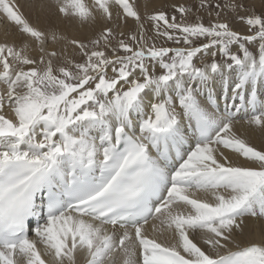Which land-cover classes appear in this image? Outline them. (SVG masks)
I'll list each match as a JSON object with an SVG mask.
<instances>
[{
  "label": "snow or ice",
  "instance_id": "snow-or-ice-1",
  "mask_svg": "<svg viewBox=\"0 0 264 264\" xmlns=\"http://www.w3.org/2000/svg\"><path fill=\"white\" fill-rule=\"evenodd\" d=\"M224 8L0 0V264H264V0Z\"/></svg>",
  "mask_w": 264,
  "mask_h": 264
},
{
  "label": "bare ground",
  "instance_id": "bare-ground-1",
  "mask_svg": "<svg viewBox=\"0 0 264 264\" xmlns=\"http://www.w3.org/2000/svg\"><path fill=\"white\" fill-rule=\"evenodd\" d=\"M21 4H26V2H29V0H19ZM41 2V0H35V3L38 5ZM157 6H160L162 4L166 3H172V2H181V0H156ZM25 15H27L33 22H35L36 19V14L38 12V9H29L27 7L24 8ZM57 23L60 24V26L66 27L63 21H57ZM5 30V25L0 22V37L3 36ZM71 34H75L74 30H70ZM251 141L253 144L257 146H262L264 145V138L259 136V134H254L251 136ZM81 264H83V259H81Z\"/></svg>",
  "mask_w": 264,
  "mask_h": 264
},
{
  "label": "rangeland",
  "instance_id": "rangeland-1",
  "mask_svg": "<svg viewBox=\"0 0 264 264\" xmlns=\"http://www.w3.org/2000/svg\"><path fill=\"white\" fill-rule=\"evenodd\" d=\"M189 2H191V0H189ZM197 2H198V0H197ZM211 2L213 4L219 3L221 5V8L224 9V11L222 12V16L230 15L228 13V10L226 8H224V5L228 2V0H211ZM202 14L204 15L205 22L207 23V21H208V19H210V17H208L206 13H202ZM214 16H215V11L213 10V17L212 18H214ZM234 27L243 30L242 26L239 24H234ZM0 39H3V36H1ZM158 43H160V42H158Z\"/></svg>",
  "mask_w": 264,
  "mask_h": 264
}]
</instances>
